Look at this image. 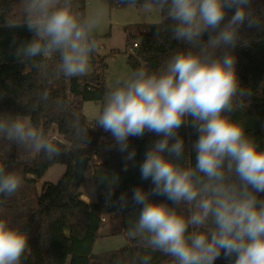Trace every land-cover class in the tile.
Returning a JSON list of instances; mask_svg holds the SVG:
<instances>
[{"label":"clouds","instance_id":"1","mask_svg":"<svg viewBox=\"0 0 264 264\" xmlns=\"http://www.w3.org/2000/svg\"><path fill=\"white\" fill-rule=\"evenodd\" d=\"M156 19L155 38L167 37L188 47L171 55L156 70L141 66L117 78L92 116L91 126L73 115L65 124L74 143L61 144L53 133L33 122L30 114L0 113V139L29 156L59 160L88 146L89 129L110 133L114 144L132 161L129 137L154 132L157 139L140 165L142 180L153 187L132 189V202L142 205L129 217L127 235L172 264H214L221 257L230 264H264V148L246 134L232 113L242 108L251 90L241 87L232 54L241 40L240 28L261 27L252 0H118ZM234 13L226 20L229 11ZM106 15L104 5L87 11L74 0H20V16L6 18L4 26H26L33 33L14 52L16 60L42 74L49 84L85 76L98 47L97 29ZM208 33L207 41L202 37ZM15 44V40L13 41ZM55 59L53 65L47 61ZM47 90L39 95L47 102ZM33 105L31 111L36 110ZM56 112L69 115L62 99ZM189 118L191 120L189 121ZM191 122L198 132L192 143L195 165L186 153L179 129ZM111 203L119 177L101 173ZM22 176L0 163V194L11 197L21 188ZM167 202H154L151 196ZM170 202V203H169ZM128 205L127 193L116 202ZM183 206V207H181ZM30 254L25 231L0 219V264H22ZM140 264H151L144 255Z\"/></svg>","mask_w":264,"mask_h":264},{"label":"trees","instance_id":"2","mask_svg":"<svg viewBox=\"0 0 264 264\" xmlns=\"http://www.w3.org/2000/svg\"><path fill=\"white\" fill-rule=\"evenodd\" d=\"M79 1L81 0H74L76 6ZM252 7L257 15L264 18V0H252ZM233 13L234 9L229 11L226 20ZM19 16L20 0L0 2V113L30 114L33 122L57 134L61 144L74 143L65 120L75 115L82 124L90 126L83 112L84 103L101 102L108 91L106 86L108 65L105 58L100 57L96 50L90 58L93 74L71 79L61 77L49 84L42 74L25 67L14 56L15 48L33 36L26 26L18 28L4 26L6 18ZM156 30L155 25H150L146 33L140 34L138 52L128 57L132 71L141 66L156 71L176 51L188 47L167 37L157 40L154 35ZM240 35V42L231 51L236 57L240 85L250 89L252 94L245 100L244 106L234 110L231 115L233 119L243 122L246 134L264 148V21L259 28H249L245 23L240 28ZM202 39L207 41L208 33H205ZM54 62L55 59L47 61L50 66L55 64ZM26 69L29 70L27 73ZM45 90L49 93V100L40 102L39 95ZM57 99L67 103L69 115L65 116L55 111L54 104ZM34 104L37 105L36 110L31 111ZM102 135L100 128L89 129V143L85 149L73 151L55 161L46 160L42 156L22 159L15 145L0 139V163L7 168L23 164L25 176L33 175L36 179H41L57 164L67 167L58 184H46L43 187L42 194L37 200V207L26 208L27 219L17 227L25 231L29 237L30 254L22 264H140L139 258L144 255L152 257L151 264H172L170 257L152 251L136 239L131 240L128 247L119 251L102 255L93 254L94 244L102 227V215L119 216L142 208V205L132 202V189L142 186L148 191L153 187L150 180L141 179L140 165L153 143L162 138L154 132L147 131L142 137L129 138V151L135 149L136 155L132 161H127L125 170L127 153L110 147L114 141L101 142ZM178 135L184 139L186 153L194 166L196 153L191 145L198 138V132L189 122L179 129ZM85 157L89 158L90 164L94 163L96 168L108 169L119 177L118 184L114 186L111 203L106 197L108 186L98 188L99 200L95 204H87L81 199V190L85 182L79 187L74 185V166L78 158ZM98 161L101 162L100 165L97 164ZM89 172L90 165L86 175ZM121 193L128 195V205L122 209L116 203ZM259 195L260 198H264V193ZM150 199L157 203L167 202L166 197L159 195L151 196ZM8 201L10 197L0 194V205ZM217 261L221 264H230V260L225 259L223 253Z\"/></svg>","mask_w":264,"mask_h":264},{"label":"rangeland","instance_id":"3","mask_svg":"<svg viewBox=\"0 0 264 264\" xmlns=\"http://www.w3.org/2000/svg\"><path fill=\"white\" fill-rule=\"evenodd\" d=\"M2 0H0L1 2ZM104 5L106 8L105 18L95 33V38L98 42L97 52L100 57L105 58L108 65L106 72V86L109 90L110 86L114 83L117 78L126 76L132 72L131 67L128 64V57L130 55H136L138 52L132 54L130 48L137 42L140 36V29L142 27H148L153 25L156 16L155 14L151 17L145 16L139 7L127 8L126 5L118 7V3L114 0H81L77 3L78 9L83 11L89 10L94 5ZM139 43V42H138ZM58 62L55 60L54 63ZM29 70L26 69L25 73ZM94 69L90 63L89 71L85 76L93 74ZM102 102V101H101ZM101 102H86L84 103L83 112L86 117L88 124L91 126L92 116L100 108ZM97 129V128H95ZM94 129V130H95ZM101 136V142H112L113 139L110 133L104 132ZM57 140L60 137L57 134H53ZM132 138V137H129ZM20 157L25 159L35 158L36 156H29L28 154L22 153L17 150ZM99 162V161H98ZM23 164H16L7 169L10 171L18 172L23 178V184L17 191V197H14L11 201H8L4 205L11 203V212L8 210L0 209V219H6L9 224L13 227H18L24 223L27 219L26 208H36L38 197L42 194L43 187L46 184L56 185L60 179L64 176L67 171V167L61 164L53 166L43 178L36 182L27 183L25 181V174L23 172ZM106 174L111 177L116 175L115 172L105 168H96L94 163L90 164V172L86 175L85 185L82 189L83 193L89 197V199L95 204L98 202V188L108 186L107 184L101 183L99 180L100 174ZM28 186L30 194H26L24 187ZM33 196V197H32ZM15 199L16 203H12ZM139 210L128 212L124 215L116 216L118 224H114L110 218L107 217V223L104 224L99 233L98 238L94 244L93 254L102 255L114 251H119L130 245L133 238L127 235L128 231V219L129 217L135 218L138 215ZM124 228V231H122ZM214 264H221L217 260Z\"/></svg>","mask_w":264,"mask_h":264},{"label":"crops","instance_id":"4","mask_svg":"<svg viewBox=\"0 0 264 264\" xmlns=\"http://www.w3.org/2000/svg\"><path fill=\"white\" fill-rule=\"evenodd\" d=\"M122 7V6H121ZM150 26V25H149ZM148 26V27H149ZM148 27H142L141 29H140V31H139V33L140 34H142V33H146L147 31H148ZM137 42H139V38L137 39ZM98 53V52H97ZM99 54V53H98ZM22 159H25V158H23V157H21ZM97 164L98 165H100L101 164V162H97ZM99 168H101V167H99ZM39 179H36L33 175H27L26 177H25V181L27 182V183H30V182H36V181H38ZM28 186H26V187H24V189L26 190V194H30V192H29V190H28V188H27ZM81 192H82V197H81V199L85 202V203H87V204H94L90 199H89V197H87L84 193H83V191L81 190ZM31 195V194H30ZM14 197H17V194L15 193L13 196H11L10 197V201L14 198ZM33 197V196H32ZM12 203H16V201H15V199L13 200V202ZM0 209H3V210H5V212L8 210L9 212H11V203L10 204H7V205H5V206H1L0 207ZM6 214H7V212H6ZM101 229V228H100ZM100 231V230H99Z\"/></svg>","mask_w":264,"mask_h":264},{"label":"water","instance_id":"5","mask_svg":"<svg viewBox=\"0 0 264 264\" xmlns=\"http://www.w3.org/2000/svg\"><path fill=\"white\" fill-rule=\"evenodd\" d=\"M90 165L89 158H78L74 166V185L79 187L85 182L86 172Z\"/></svg>","mask_w":264,"mask_h":264},{"label":"built area","instance_id":"6","mask_svg":"<svg viewBox=\"0 0 264 264\" xmlns=\"http://www.w3.org/2000/svg\"><path fill=\"white\" fill-rule=\"evenodd\" d=\"M118 3V2H117ZM118 7H121V5L118 3ZM139 47H140V44L138 43V42H135L134 44H133V47L132 48H130V52L133 54L134 52H135V50H138L139 49ZM108 216H110V218H111V220H112V222L114 223V224H118V222H117V220H116V216L115 215H108V214H104V215H102V217H101V224H102V226L104 225V224H106L107 223V217ZM122 231H124V228H122Z\"/></svg>","mask_w":264,"mask_h":264}]
</instances>
